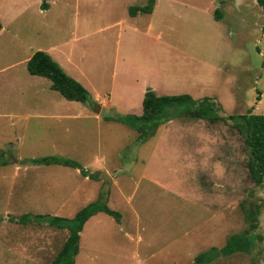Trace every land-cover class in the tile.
Segmentation results:
<instances>
[{"label":"rangeland","instance_id":"374dc122","mask_svg":"<svg viewBox=\"0 0 264 264\" xmlns=\"http://www.w3.org/2000/svg\"><path fill=\"white\" fill-rule=\"evenodd\" d=\"M146 4L0 0V116L20 115L0 131L9 161L0 165V264H49L68 231L47 217H73L100 193L119 215L87 219L74 264H195L248 226L241 202L260 204L249 250L207 264H264V187L250 177L249 149L232 123L171 107L154 131L137 121L149 130L139 143L140 132L121 121L142 114L150 90L211 97L220 115L262 113L264 12L256 0H155L150 12H131ZM51 46L79 65L88 101L67 100L27 71L24 59ZM103 102L113 107L88 118ZM46 155L99 175L104 167L92 160L105 159L109 175L95 183L75 168L28 162Z\"/></svg>","mask_w":264,"mask_h":264},{"label":"trees","instance_id":"16d2710c","mask_svg":"<svg viewBox=\"0 0 264 264\" xmlns=\"http://www.w3.org/2000/svg\"><path fill=\"white\" fill-rule=\"evenodd\" d=\"M256 1L264 12V0ZM41 5L45 6V3L42 2ZM154 5L155 0H147L145 6L133 8L131 12H150ZM1 28L2 24L0 22V29ZM26 68L32 75L48 78L50 80V88L57 91L65 99L79 102H86L89 100V93L86 88L68 75L58 62L47 52L43 50L35 51L27 60ZM177 106H179L178 109L181 114H185L191 118L210 121L223 120L224 122L232 123L237 131L243 135L245 144L249 149L247 167L250 177L256 185L264 187V111L262 113H251L248 111L245 114L220 115L217 113V110L221 108L211 97L194 99L188 94L156 95L154 91L150 90L146 92L143 98L142 114L139 116L127 115L121 118V121L135 127L136 130L140 132L138 142L141 143L145 140V137H149V135H146L149 134V130L140 127L139 122L137 125V121L140 120L144 123H151L152 126L155 124L150 128V131H154L155 127L161 121L160 119H167L169 117V109ZM113 119L115 120V118H109V120ZM169 119H167V121ZM29 161L35 165L55 164L79 169L83 176H87L93 180H104L103 177L98 176L95 172L88 171L82 164L74 159L57 155H46L31 158ZM5 164L7 163L4 162V152L0 150V165ZM107 201V195H102V193H100L98 198L79 209L73 217L45 216L50 225L59 229H67L68 231L66 239L49 264H74L75 255L78 252L80 232L89 217L99 211H104L109 215L118 217L119 214L110 209L107 205ZM241 206L242 209H245L243 211L248 221V226L244 228L243 231L230 235L222 248L216 249L213 246L197 254L194 257L195 264H207L212 261L214 256H226L234 252H245L249 250L251 243L249 234L258 227L260 204H251L246 209L245 204L241 202ZM22 217L21 219H23ZM35 217L43 218V215L37 214Z\"/></svg>","mask_w":264,"mask_h":264},{"label":"crops","instance_id":"0c3cea01","mask_svg":"<svg viewBox=\"0 0 264 264\" xmlns=\"http://www.w3.org/2000/svg\"><path fill=\"white\" fill-rule=\"evenodd\" d=\"M3 28V27H2ZM2 28L0 29V31L2 30ZM73 39H75V38H73ZM47 53L55 60V61H57L58 62V64L64 69V71L68 74V75H70L72 78H74L75 80H77L78 82H79V79H78V76H82L83 78H86V76L84 75V73L82 72V70L80 69V67H79V65H77L75 62H73V60H71V57H70V52L69 53H65V52H63L60 48H58L57 46L56 47H53V46H51V47H49L47 50ZM54 52V53H53ZM33 54V52L26 58V59H24L25 60V62H27V60L31 57V55ZM12 64H10L9 66H11ZM4 68H7V67H4ZM28 71V70H27ZM32 75V74H31ZM35 76H37V77H42V76H38V75H35ZM46 78V77H45ZM48 79V78H47ZM82 84V83H81ZM49 88H50V83H49ZM51 89V88H50ZM52 90V89H51ZM54 91V90H53ZM57 92V91H56ZM143 92H141V94H142ZM103 105H100L101 107H100V111H101V109H102V107H105V108H109V109H111L112 107H113V104H112V102H103L102 103ZM86 115H88V118H93V119H95L96 121H99L100 120V116H99V114H96L95 112H93V114H86ZM19 114H17V113H11V114H4V115H2V116H0V117H2L3 119H1V121H2V124L4 125V127H0V131H5V129H7V127H5V126H8V129L9 128H11L12 127V129H14V127H15V125H16V123H18V119H19ZM49 116H52L53 118H58V117H60V119L62 118V114H51V115H49ZM25 118L26 117H28V115L26 114L25 116H24ZM172 122V121H171ZM3 135H5L4 133H3ZM1 138V137H0ZM33 158H35V157H33ZM29 160L31 159V158H28ZM28 160V162H30ZM4 162H6V163H8L9 161L6 159V157H5V154H4ZM104 162H105V159H103V160H99V158H97V159H94V160H92V166L93 167H96L97 165H99V166H103L104 167V171H102V173H101V175H99L98 174V176H100V177H103L102 176V174H104V175H109L108 174V169H107V167L105 168V166H104ZM31 163V162H30ZM84 168H86V165H82ZM76 173H79L80 175H82L81 173H80V171H79V169H76ZM91 172H95L96 173V171L95 170H92ZM83 176V175H82ZM83 177H85L86 179H89V180H92V181H94L95 183H98V180H93V179H91V178H89V177H87V176H83ZM104 178V177H103ZM113 183H115L114 181H113Z\"/></svg>","mask_w":264,"mask_h":264},{"label":"water","instance_id":"95a60500","mask_svg":"<svg viewBox=\"0 0 264 264\" xmlns=\"http://www.w3.org/2000/svg\"><path fill=\"white\" fill-rule=\"evenodd\" d=\"M100 104L99 103H95L94 106H93V110L94 112H99L100 111Z\"/></svg>","mask_w":264,"mask_h":264}]
</instances>
